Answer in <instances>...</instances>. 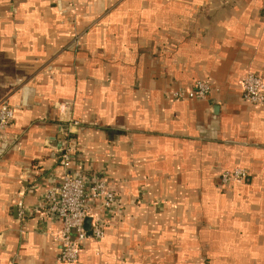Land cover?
<instances>
[{"label": "crops", "instance_id": "crops-1", "mask_svg": "<svg viewBox=\"0 0 264 264\" xmlns=\"http://www.w3.org/2000/svg\"><path fill=\"white\" fill-rule=\"evenodd\" d=\"M247 72L264 83V0H0V101L14 114L0 264H58L43 193L64 174L66 119L69 171L123 204L77 264H264V101L243 98ZM195 81L207 98L171 95ZM235 168L247 178L222 183Z\"/></svg>", "mask_w": 264, "mask_h": 264}, {"label": "built area", "instance_id": "built-area-1", "mask_svg": "<svg viewBox=\"0 0 264 264\" xmlns=\"http://www.w3.org/2000/svg\"><path fill=\"white\" fill-rule=\"evenodd\" d=\"M211 85L205 81H195L189 88H178L171 92L175 99H205L210 95ZM241 91L245 100L251 103L264 101V83L262 79L247 72L241 78ZM13 109L5 101H0V143L3 132L13 120ZM74 119H66L62 130L63 141L59 150V164L64 170L61 181L54 186L47 187L43 193V213L61 222L57 234L60 250L57 255L58 264H77L79 253L86 239L100 240L104 228L115 217L123 212L122 200L111 188L106 180L90 181L83 176L69 171L68 163L76 151L75 139L71 136L73 128L77 126ZM220 181L224 184L245 180L247 172L240 168L223 170ZM98 202L101 206L100 214H90L88 201ZM20 217L32 213L21 200L17 201ZM35 209L33 212H36ZM90 216L89 229L84 228L85 220Z\"/></svg>", "mask_w": 264, "mask_h": 264}, {"label": "trees", "instance_id": "trees-1", "mask_svg": "<svg viewBox=\"0 0 264 264\" xmlns=\"http://www.w3.org/2000/svg\"><path fill=\"white\" fill-rule=\"evenodd\" d=\"M247 178V177H246ZM104 235V234H103Z\"/></svg>", "mask_w": 264, "mask_h": 264}]
</instances>
